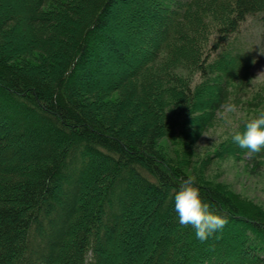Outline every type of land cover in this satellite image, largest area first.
<instances>
[{
  "label": "trees",
  "instance_id": "1",
  "mask_svg": "<svg viewBox=\"0 0 264 264\" xmlns=\"http://www.w3.org/2000/svg\"><path fill=\"white\" fill-rule=\"evenodd\" d=\"M120 1L0 0V130L11 129L0 135V264H111L148 243L157 251L142 264H264V212L203 169L264 156L231 139L264 104L206 157L194 153L216 106L249 90L244 27L262 24L264 0L134 1L119 12L121 72L102 86L92 77ZM189 177L228 219L205 242L191 226L171 234L173 193ZM157 216L166 230L151 242Z\"/></svg>",
  "mask_w": 264,
  "mask_h": 264
},
{
  "label": "rangeland",
  "instance_id": "2",
  "mask_svg": "<svg viewBox=\"0 0 264 264\" xmlns=\"http://www.w3.org/2000/svg\"><path fill=\"white\" fill-rule=\"evenodd\" d=\"M134 1L137 0H123L116 4L114 20L110 23L112 29L110 32H107L110 39H112V44H100V73L93 76L92 80L102 86L108 84L111 79V74L117 75L121 72L120 59L116 51L121 50L126 44L128 32L125 27H122L120 24L121 19H119V12L121 8H129ZM244 31H246L245 38L247 42L249 45L252 44V52L256 54V62L251 71V76L248 78L251 85L248 84L250 86L247 92L239 93L241 97L237 94L228 95L229 97L227 96L225 100L216 106L214 112L216 117L213 118L212 125L205 127L195 144L194 153L200 158L206 157L209 152L213 151L220 142L225 140L231 132H233L240 122L254 117L264 104V75H260L264 73V20L261 24L257 23L254 19H250L246 23ZM128 58L132 59L131 56ZM183 74H185V72H183ZM192 79L196 80L197 78L194 76ZM248 95L251 96L248 97ZM230 105H235L237 111L229 112L228 107ZM1 122L9 123L7 118ZM8 125L9 124H7V126ZM7 126L6 129L0 130V135L11 130L10 128L7 129ZM172 141L173 139H169V142ZM206 168L207 174L209 173L210 177L224 185L246 208L264 212V156L252 160L243 157V159L228 158L225 160L210 161L203 169L205 170ZM142 204H144V200L138 201L132 209H139ZM147 208H152V205H149ZM163 221V218L161 217L159 219L158 216L151 219L147 231V238L149 241L152 242L153 236L156 235L159 230H166L163 226ZM180 227V224L175 225L171 234L175 237L179 235ZM224 235L225 233L223 236ZM117 238H120V236ZM126 238L130 239L128 233ZM148 244L146 248L143 247L141 249L139 255L135 253L129 255L127 251L128 247L123 248V250L121 249L117 254L113 253L111 264H142L149 253L153 255L152 253L157 251H151L150 248H148ZM171 254L175 255V252H170V255ZM262 256H264V252Z\"/></svg>",
  "mask_w": 264,
  "mask_h": 264
},
{
  "label": "clouds",
  "instance_id": "3",
  "mask_svg": "<svg viewBox=\"0 0 264 264\" xmlns=\"http://www.w3.org/2000/svg\"><path fill=\"white\" fill-rule=\"evenodd\" d=\"M228 111L236 112L237 108L230 105ZM231 139L240 148L247 149V155L258 154L264 150V114L248 121L242 133L234 131ZM173 200L179 224L183 227L191 226L201 242L207 241L228 223L226 215L219 214L202 198L201 190L192 177L182 180L173 193Z\"/></svg>",
  "mask_w": 264,
  "mask_h": 264
}]
</instances>
